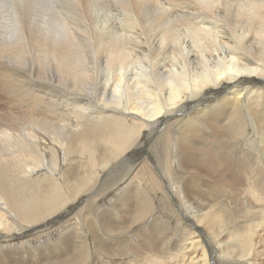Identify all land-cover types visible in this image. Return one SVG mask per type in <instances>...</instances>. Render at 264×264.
Here are the masks:
<instances>
[{
	"label": "bare ground",
	"instance_id": "1",
	"mask_svg": "<svg viewBox=\"0 0 264 264\" xmlns=\"http://www.w3.org/2000/svg\"><path fill=\"white\" fill-rule=\"evenodd\" d=\"M1 98L0 264H264V0H0Z\"/></svg>",
	"mask_w": 264,
	"mask_h": 264
},
{
	"label": "rangeland",
	"instance_id": "2",
	"mask_svg": "<svg viewBox=\"0 0 264 264\" xmlns=\"http://www.w3.org/2000/svg\"><path fill=\"white\" fill-rule=\"evenodd\" d=\"M100 16H101V21H99L98 28H103V29L106 30L107 28L114 27L115 25L116 26L118 25L119 27H121V26H123L125 24V19H124L123 13L118 12V11H114V12H111V13L108 12V13H105V14H101ZM110 24H111V26H110ZM3 102H4V100H2V98H1L0 99V107L1 108L4 107V103ZM226 209L228 210V208H226ZM229 209L232 210V206H230ZM201 243H203V242L201 241Z\"/></svg>",
	"mask_w": 264,
	"mask_h": 264
}]
</instances>
